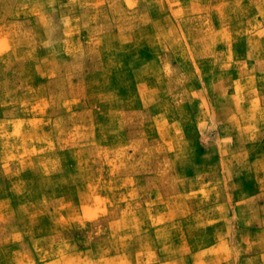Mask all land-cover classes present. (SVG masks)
I'll use <instances>...</instances> for the list:
<instances>
[{
	"label": "rangeland",
	"instance_id": "rangeland-1",
	"mask_svg": "<svg viewBox=\"0 0 264 264\" xmlns=\"http://www.w3.org/2000/svg\"><path fill=\"white\" fill-rule=\"evenodd\" d=\"M72 1L0 0V264H264L259 0Z\"/></svg>",
	"mask_w": 264,
	"mask_h": 264
},
{
	"label": "crops",
	"instance_id": "crops-1",
	"mask_svg": "<svg viewBox=\"0 0 264 264\" xmlns=\"http://www.w3.org/2000/svg\"><path fill=\"white\" fill-rule=\"evenodd\" d=\"M72 0H46V7L51 8V7H56L58 9H62V8H74V4L72 3ZM0 72L1 71L0 69ZM3 74H6L5 72H3ZM11 80H4V77H0V94H7L9 95V97H13L14 99H23L24 97H26V95H29L32 93L31 90H34V95L36 94V90L35 89H40L41 88V83L36 84L35 86L31 87V89L29 91L23 92V91H19L17 90V87H15L13 81H12V75H10ZM8 78V76H7ZM7 91V93H6ZM38 95H40L39 91H38ZM3 98V97H2ZM16 100V102H17ZM10 103V102H8ZM20 118H24L22 115L18 114L16 119H20ZM11 121V119H7V116H0V121H2L3 123L5 121ZM0 123V125H2L3 123ZM9 133V132H8ZM11 159H15L18 163L20 162L19 159V150H16L15 152L12 151V154H9V158H6V156H0V163L5 162L6 160H11Z\"/></svg>",
	"mask_w": 264,
	"mask_h": 264
},
{
	"label": "clouds",
	"instance_id": "clouds-1",
	"mask_svg": "<svg viewBox=\"0 0 264 264\" xmlns=\"http://www.w3.org/2000/svg\"><path fill=\"white\" fill-rule=\"evenodd\" d=\"M241 4V0H236V7L239 8ZM251 5H249L250 7ZM258 7H260V15L264 16V0H259V3L257 4Z\"/></svg>",
	"mask_w": 264,
	"mask_h": 264
}]
</instances>
